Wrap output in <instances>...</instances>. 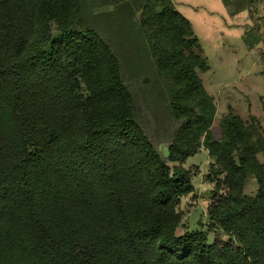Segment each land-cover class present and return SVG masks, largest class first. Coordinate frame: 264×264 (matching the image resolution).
Here are the masks:
<instances>
[{"label":"trees","instance_id":"trees-1","mask_svg":"<svg viewBox=\"0 0 264 264\" xmlns=\"http://www.w3.org/2000/svg\"><path fill=\"white\" fill-rule=\"evenodd\" d=\"M197 69L172 0H0V264H264V134L215 137ZM201 145L208 222L177 233Z\"/></svg>","mask_w":264,"mask_h":264},{"label":"rangeland","instance_id":"rangeland-1","mask_svg":"<svg viewBox=\"0 0 264 264\" xmlns=\"http://www.w3.org/2000/svg\"><path fill=\"white\" fill-rule=\"evenodd\" d=\"M175 8L185 16L200 45L207 69H197L202 83L212 96L206 109L210 130L219 137L223 129L222 117L232 112L244 121H257L264 134V43L250 46L243 37L247 27L259 25L264 31V0H241L233 3L231 13L222 0H172ZM148 80V78H146ZM163 142H156L161 145ZM257 157L264 162V154ZM211 158L201 145L182 165L191 172L193 191L182 196L177 206L181 216L177 233L184 229L206 228L207 209L212 202L215 180L206 174ZM179 162H168L169 166ZM256 181L246 178L243 191L254 195Z\"/></svg>","mask_w":264,"mask_h":264},{"label":"water","instance_id":"water-1","mask_svg":"<svg viewBox=\"0 0 264 264\" xmlns=\"http://www.w3.org/2000/svg\"><path fill=\"white\" fill-rule=\"evenodd\" d=\"M160 149L162 150V153L167 156L168 155V147L167 145L163 144L160 146Z\"/></svg>","mask_w":264,"mask_h":264}]
</instances>
